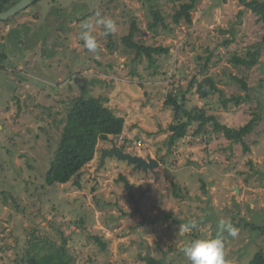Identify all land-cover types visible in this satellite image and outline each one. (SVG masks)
I'll use <instances>...</instances> for the list:
<instances>
[{"label":"rangeland","instance_id":"374dc122","mask_svg":"<svg viewBox=\"0 0 264 264\" xmlns=\"http://www.w3.org/2000/svg\"><path fill=\"white\" fill-rule=\"evenodd\" d=\"M184 3L40 0L0 24V55L6 58L0 62V264H27L28 251L42 256L63 240L67 264H187L180 251L184 241L214 236L220 218L259 225L258 215L264 214V24L239 0H199L192 24L175 26L172 17ZM153 10L165 27L150 29ZM97 14L112 17L116 32L100 35ZM84 21L94 27L98 56L79 39ZM133 23L134 42L168 53L153 55L152 61L135 58L123 44ZM255 48L260 58L250 70L229 63L233 54L244 56ZM205 66L223 97L200 100L192 91L186 106L205 109L230 129L261 115L244 138L246 153L215 133L196 140L189 135L170 149L165 145L173 120L164 105L167 96L178 86L187 88L193 77L202 78ZM231 78L245 80L250 95L225 108L224 100L246 97ZM79 96L102 98L124 119V131L98 143L77 179L80 187L74 180L46 187L42 177L61 131L55 120ZM110 140L131 156L164 163L143 171L107 157L100 167ZM192 219L198 228L182 233L180 226ZM239 229L236 238H225L228 264H249L264 252V232Z\"/></svg>","mask_w":264,"mask_h":264},{"label":"trees","instance_id":"16d2710c","mask_svg":"<svg viewBox=\"0 0 264 264\" xmlns=\"http://www.w3.org/2000/svg\"><path fill=\"white\" fill-rule=\"evenodd\" d=\"M19 1L21 0H0V13L11 9ZM38 1L40 0H37L35 3ZM198 1L199 0H187V3L181 5L172 17L173 24L175 26L181 22L188 25L192 24L191 12L194 11ZM239 3L264 24V1L239 0ZM25 10L10 18L8 21L0 22V24L12 22ZM150 13L152 16L150 29L154 30L159 25L165 27L164 18L158 11L153 10ZM136 34L137 28L133 23L129 29L128 35L123 38L124 46L134 52L135 58L145 55L146 58L152 61L153 55L168 53V49L145 47L134 42ZM259 58L260 49L255 48L247 51L244 56L233 54L229 59V63L235 68L250 70L258 63ZM5 59V56L0 55V62L5 61ZM206 72L207 66L200 71L202 78L193 77L187 88L183 89L178 86L175 91H171L167 96L164 105L171 109L173 114L172 124L168 128L170 135L165 142L167 149L175 146L177 142L185 139L189 135L193 140H196L202 137H208L211 133H215V135H222L225 141L240 146L243 153L248 152L249 149L246 144H244V138L252 133L256 123L262 118L260 117L261 115L254 114V118L244 126L238 129H230L221 125L216 117L209 114L205 109L195 107L187 108L186 94L192 91L200 100H208L214 95L223 97L222 91L218 88L217 81L207 76ZM231 79L241 87L246 97L241 98L238 96L224 100L222 103L225 108L229 103H234L235 106H239L241 101L249 100L250 89L246 85L245 80H239L237 78ZM55 124L61 126V131L48 170L42 177L44 186L55 187L56 185H65L74 180V184L80 187L81 185L77 179L82 169L94 159L98 143L107 142L110 138L121 136L124 131L125 121L122 117L115 115L111 109L104 104L102 98H85L79 96L71 102L64 117L59 121L55 120ZM158 162L161 164L164 163L163 161ZM200 183L201 189L205 192V183L203 181ZM126 187L130 191L131 187L128 183H126ZM172 187L174 196L179 197L180 194H178L177 186L172 185ZM257 222H259V225L255 223L249 224L241 220L240 223L234 225L251 232L259 231V233H263L264 214L258 215ZM228 237L230 236H226L225 238ZM96 242L100 245L101 250L105 249V245L101 244L99 240H96ZM49 246L47 250L43 251L42 256L37 255L35 250H30L34 253L33 255L28 251L29 257L26 260L27 264H67V261L70 260V256L68 250L65 248V240H63V244L58 248H54L52 244ZM31 247L34 249L35 246ZM249 264H264V252H257Z\"/></svg>","mask_w":264,"mask_h":264},{"label":"clouds","instance_id":"9594fccd","mask_svg":"<svg viewBox=\"0 0 264 264\" xmlns=\"http://www.w3.org/2000/svg\"><path fill=\"white\" fill-rule=\"evenodd\" d=\"M95 24L101 28L100 35L108 36L117 30L114 19L107 15L97 14ZM93 25L84 21L80 24L79 39L83 47L91 54L98 56L101 46L97 35L94 34ZM198 228L196 219L189 220L180 226L182 233H191ZM240 229L234 225L230 218H220L216 225L214 236H197L187 239L182 244L180 251L187 264H228L226 260L225 237L236 238Z\"/></svg>","mask_w":264,"mask_h":264},{"label":"water","instance_id":"95a60500","mask_svg":"<svg viewBox=\"0 0 264 264\" xmlns=\"http://www.w3.org/2000/svg\"><path fill=\"white\" fill-rule=\"evenodd\" d=\"M37 0H21L11 9L0 13V22L8 21L10 18L16 16L21 11L27 9L29 6L34 4ZM78 83V80H75ZM111 148L108 150L101 151L100 167L104 164L107 157H114L115 159L126 162L128 165H133L134 169H141L143 171L150 170L159 165V162L151 158L145 160L137 156H131L124 152L123 147H117L115 143L110 140Z\"/></svg>","mask_w":264,"mask_h":264},{"label":"flooded vegetation","instance_id":"af4514ba","mask_svg":"<svg viewBox=\"0 0 264 264\" xmlns=\"http://www.w3.org/2000/svg\"><path fill=\"white\" fill-rule=\"evenodd\" d=\"M133 168H134V166H133Z\"/></svg>","mask_w":264,"mask_h":264}]
</instances>
